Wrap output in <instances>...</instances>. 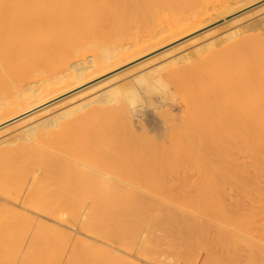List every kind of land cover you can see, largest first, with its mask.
<instances>
[{"label":"bare ground","instance_id":"obj_1","mask_svg":"<svg viewBox=\"0 0 264 264\" xmlns=\"http://www.w3.org/2000/svg\"><path fill=\"white\" fill-rule=\"evenodd\" d=\"M260 1L0 0V264H264V6L62 98Z\"/></svg>","mask_w":264,"mask_h":264},{"label":"rangeland","instance_id":"obj_2","mask_svg":"<svg viewBox=\"0 0 264 264\" xmlns=\"http://www.w3.org/2000/svg\"><path fill=\"white\" fill-rule=\"evenodd\" d=\"M257 6H258V8H260V7H262V6H264V0H261L260 2H257L256 4H251L250 6H247V7H244V8H242V9H239V10H237V11H235V12H233L232 14H230V15H227V16H220V17H218V19L216 18V19H214L212 22H208L205 26H202L201 28H199L198 30H194L193 32H190V33H188V34H186V35H184V36H181V37H179V38H177V39H175V40H173V41H170L168 44H166L165 43V45L163 44V46L162 47H157V49H153L152 51H150V52H148V53H146V54H142L141 56H138L137 58H135V59H132V60H129V61H127L126 63H123L122 65H120V66H118L117 68H115V70H113L112 72H109L108 74H106V75H104L103 77H101V78H98V79H96V80H94V81H92V82H90V83H88V84H86L85 86H83V87H81V88H78V89H76V90H73V91H71V92H69V93H67V94H65L62 98H67V97H70V96H72V94H76V93H78L80 90H83V89H87L89 86H91V85H93V84H95V83H97V82H99V81H101V80H103V79H105V78H107V77H109V76H111V75H113V74H116V73H120V72H125V71H129V70H131V69H133L135 66H137L138 64H140V63H143V62H145V60L147 61H151L150 59H152V62L151 63H155L157 60L159 61V60H162V59H160L161 58V56L163 57V53L165 52V51H168V49H171V48H173L174 46L176 47H178V45L180 46V44L182 43V44H186L187 42L188 43H190L189 41H192L191 39H193L194 37H196L197 35V37L196 38H200L201 36H203L204 37V35H205V33L207 32V31H212V30H215L214 29V27H216V29H223V28H228L229 26H226L227 25V23H229V22H232V20L236 17V19H239V17L241 18V19H243V17H244V19H245V15H247V13H248V16H250V17H253V16H251L250 14L251 13H253L252 11H254V9L255 10H257ZM251 11V12H250ZM264 11V10H263ZM250 13V14H249ZM241 14H242V16H241ZM247 16V17H248ZM238 17V18H237ZM256 18H259V17H257L256 16ZM243 19V20H244ZM247 19H249V17L248 18H246V20ZM235 20V19H234ZM233 20V21H234ZM231 26V25H230ZM217 30V31H218ZM224 30V29H223ZM203 32H205V33H203ZM202 34H204V35H202ZM207 34V33H206ZM190 37V38H189ZM201 39V38H200ZM189 40V41H188ZM187 41V42H186ZM181 44V45H182ZM153 54V55H152ZM155 54V55H154ZM159 54H161V56H159V57H157V55H159ZM150 56V57H149ZM155 56V57H154ZM153 57V58H152ZM147 58V59H146ZM154 59V60H153ZM156 59V60H155ZM143 61V62H142ZM138 63V64H137ZM137 64V65H136ZM133 66V67H132ZM126 69H128V70H126ZM121 74V73H120ZM62 98H60V99H62ZM59 100V99H58ZM184 104V102H180V99H178V102H177V106H178V110H177V112L179 111L181 114H182V112L184 111V106H182ZM180 107V108H179ZM178 112V114H180Z\"/></svg>","mask_w":264,"mask_h":264}]
</instances>
